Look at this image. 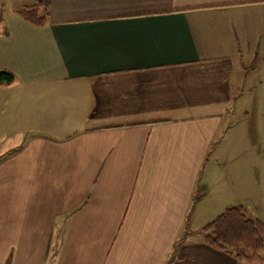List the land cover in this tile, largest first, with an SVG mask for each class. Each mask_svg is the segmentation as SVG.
Wrapping results in <instances>:
<instances>
[{
  "label": "crops",
  "instance_id": "crops-1",
  "mask_svg": "<svg viewBox=\"0 0 264 264\" xmlns=\"http://www.w3.org/2000/svg\"><path fill=\"white\" fill-rule=\"evenodd\" d=\"M4 1L0 264H239L202 228L264 224V0Z\"/></svg>",
  "mask_w": 264,
  "mask_h": 264
},
{
  "label": "trees",
  "instance_id": "trees-1",
  "mask_svg": "<svg viewBox=\"0 0 264 264\" xmlns=\"http://www.w3.org/2000/svg\"><path fill=\"white\" fill-rule=\"evenodd\" d=\"M16 14L29 25L44 27L48 12L39 3L22 7ZM13 75L0 71V84H9ZM204 241L210 247L234 257L239 264L261 262L264 252V224L247 217L242 207H228L203 228Z\"/></svg>",
  "mask_w": 264,
  "mask_h": 264
},
{
  "label": "rangeland",
  "instance_id": "rangeland-1",
  "mask_svg": "<svg viewBox=\"0 0 264 264\" xmlns=\"http://www.w3.org/2000/svg\"><path fill=\"white\" fill-rule=\"evenodd\" d=\"M5 10H7L6 8V5H5V1L4 0H0V14H3L5 12ZM261 62H262V59L261 57H258L256 60L252 61V65H253V68L252 70L254 71L255 74V77L258 78V73L259 72H263L262 68H261ZM246 65H249V63L247 62ZM259 80H261L260 78L256 79L252 84L248 85L247 88H246V91L248 92L247 94H244V98H246L245 102H248L250 101V99L248 97H250V93H252L250 90H254L256 88V86L259 84ZM3 125V124H2ZM6 127V125H5ZM33 131V130H30V132ZM0 133H6V134H10V133H13V131H10L9 129L7 128H3ZM247 215V214H246ZM248 217V216H247ZM264 259V257H263ZM245 264V263H243ZM254 264V263H253ZM255 264H259V262H255Z\"/></svg>",
  "mask_w": 264,
  "mask_h": 264
}]
</instances>
